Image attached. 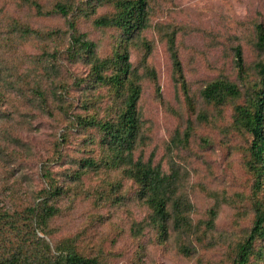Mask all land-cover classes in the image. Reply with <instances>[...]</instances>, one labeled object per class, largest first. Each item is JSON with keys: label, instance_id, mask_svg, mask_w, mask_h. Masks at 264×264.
Here are the masks:
<instances>
[{"label": "rangeland", "instance_id": "1", "mask_svg": "<svg viewBox=\"0 0 264 264\" xmlns=\"http://www.w3.org/2000/svg\"><path fill=\"white\" fill-rule=\"evenodd\" d=\"M147 2L149 27L125 43L132 66L143 75L133 158L152 156L164 173H178L179 195L192 206L191 232L171 226L160 242L146 224L149 209L136 184L121 168L100 167L78 181L71 178L80 159L100 163L106 153L96 129L74 128L59 107L70 104L72 114L104 119L111 100L107 88L89 89V65L68 55L67 19L39 15L34 3L44 13L57 3L72 7L68 19L96 45V56L105 58L115 50L119 33L96 27L94 20L113 13L109 0H0V211L21 212L52 183L61 188L53 199L59 213L38 233L52 246L70 240L79 253L102 264H233L255 209H264V176L255 184L247 167L250 137L233 122V105L244 103V97L214 108L200 92L218 77L237 81L236 45L253 73V64L263 57L254 47V25H264V0ZM172 32L190 102L173 81L165 38ZM143 41L150 46L146 59ZM145 67L155 72V82L145 77ZM187 126L191 132L184 135ZM177 133L181 141L175 142ZM254 249L264 258V241ZM250 264L264 259L255 256Z\"/></svg>", "mask_w": 264, "mask_h": 264}, {"label": "trees", "instance_id": "2", "mask_svg": "<svg viewBox=\"0 0 264 264\" xmlns=\"http://www.w3.org/2000/svg\"><path fill=\"white\" fill-rule=\"evenodd\" d=\"M21 1L27 3L30 0ZM109 2L113 6V13L94 20L96 27L112 28L119 33L115 50L111 56L105 58L96 56V45L79 33L74 21L68 19L74 12L72 7L57 3L51 11L44 13L42 7L34 3L39 15H60L67 19L70 33L68 55L71 59L83 60L89 65L86 80L89 89L105 87L111 100L109 114L104 119L87 114H72L70 104L67 107L63 105L59 107L61 113L72 119L74 128L96 129L101 148L106 153L100 163L92 158L80 159L79 168L71 174V178L78 181L87 170L100 167L121 168L123 175L136 184L139 199L149 209L146 224L156 231L158 240L164 242L171 226L181 233L191 232L187 214L192 206L186 198L179 195L180 179L176 171L164 173L160 164L153 163L152 156L147 161L133 158L140 132L138 102L142 93L143 75L132 66L125 43L149 27L148 2L147 0ZM254 34V47L263 54V57L253 64V73H248L241 46L236 45L232 52L237 81L223 77L215 78L204 86L200 96L206 105L214 108H221L230 101L244 97V103L233 105V122L241 132L250 137L247 167L255 176V184L259 185L260 179L264 176L263 23H255ZM165 38L172 63L173 81L190 102L187 81L175 45V32L166 33ZM142 45L146 50L144 55L146 59L150 46L145 41ZM144 75L155 82V72L149 67H145ZM52 95L56 96L57 93L53 92ZM39 97L42 101L45 100V95L39 94ZM187 131L191 132L188 126L183 133ZM61 136V140L65 141L66 136ZM189 137L190 134L185 139L186 144ZM180 138L181 134L177 133L175 142L181 141ZM60 194L61 188L49 183L47 188L42 189L39 195L34 197L36 202L23 208L21 212L0 211V264H102L95 257L79 253L70 240L52 246L44 235H38L47 227L49 220L59 213L54 204L56 200L53 199L58 198ZM210 214L213 218L214 213ZM212 224L213 221L209 223ZM139 230L135 229V232ZM10 235L13 237L10 238ZM258 240L264 241V209L259 207L255 209L251 228L236 249L233 264H250L251 258L255 256L264 259L262 252L254 249Z\"/></svg>", "mask_w": 264, "mask_h": 264}]
</instances>
